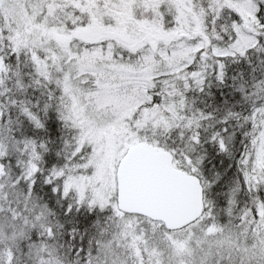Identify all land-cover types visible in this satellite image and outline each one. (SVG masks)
<instances>
[{
	"label": "snow or ice",
	"instance_id": "obj_1",
	"mask_svg": "<svg viewBox=\"0 0 264 264\" xmlns=\"http://www.w3.org/2000/svg\"><path fill=\"white\" fill-rule=\"evenodd\" d=\"M0 264H264V0H0Z\"/></svg>",
	"mask_w": 264,
	"mask_h": 264
}]
</instances>
